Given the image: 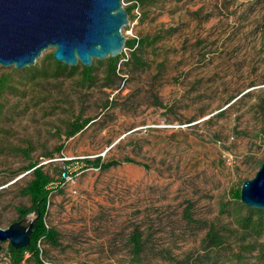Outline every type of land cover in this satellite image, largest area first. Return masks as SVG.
I'll return each mask as SVG.
<instances>
[{"label":"rangeland","instance_id":"rangeland-1","mask_svg":"<svg viewBox=\"0 0 264 264\" xmlns=\"http://www.w3.org/2000/svg\"><path fill=\"white\" fill-rule=\"evenodd\" d=\"M122 32L161 36L141 48L144 68L124 65L131 57L124 48L117 77L105 79L107 58L93 59L91 87L79 84L80 70L34 81L14 76L17 90L1 99L0 227L28 204L19 194L31 178L22 169L28 155L55 179L46 222L60 244H42L46 261L220 264L204 257L208 224L234 227L223 205L264 161V0H156L135 7ZM10 68L0 65V73ZM76 115L93 119L66 138L65 123ZM59 145L62 156H45ZM96 156L141 164L101 170L77 160ZM135 229L138 257L130 244ZM229 240L236 247L237 238ZM8 243H1L0 264ZM246 262L264 264V251Z\"/></svg>","mask_w":264,"mask_h":264},{"label":"trees","instance_id":"trees-1","mask_svg":"<svg viewBox=\"0 0 264 264\" xmlns=\"http://www.w3.org/2000/svg\"><path fill=\"white\" fill-rule=\"evenodd\" d=\"M132 3L125 7L129 19L132 17V11L137 6H144L155 3L156 0H129ZM160 35H155L151 40L148 38H126L125 48L131 52L124 65L132 64L137 68H144L146 61L139 54L141 48L146 44H153L160 39ZM124 52L116 57H108L105 67V79L117 77L121 58H124ZM79 71L78 82L83 87H91L96 84V69L93 65L83 66L76 64L75 66H67L62 62L53 58L52 52L45 54L41 58L40 63L18 70L11 67L0 73V110L2 108L1 99L6 94H13L17 90V82L15 75L34 81L48 76L59 77L66 73H75ZM103 86L108 87L110 83H104ZM92 117H82L76 115L65 123L64 134L66 138L74 136L83 130L92 120ZM62 145L57 146L45 156L53 158L55 154L60 156L62 153ZM27 151L26 149H22ZM84 168L94 167L106 170L111 167L118 166L125 162H136L131 158L123 159H103L101 156L94 158L84 157L77 159ZM72 159L63 160V168L60 172L59 184L66 179V168L72 162ZM31 173L29 181L20 188L19 194L28 199L27 205H19L16 207L18 219L33 216V228L28 244L21 248H14L10 243L6 247V256L9 264H25L26 261L31 264H53L44 259V250L42 244L58 246L59 234L55 228L49 226L46 222L48 206L50 203L51 185L55 182L54 177L44 170V164L27 155V164L22 168ZM235 188L230 194V203L224 204L222 212L226 211L231 217L234 227H221L215 223L208 224L205 236L202 239L201 246L204 250L206 261L220 264H246L247 255L255 250L260 253L264 251V210L251 208L244 205L240 199V188ZM237 238V245L233 247L230 238ZM249 238V239H248ZM131 252L138 257L142 251L143 243L141 234L135 229L130 236ZM3 248H0V252ZM222 259V260H221ZM175 264H183L182 261H176Z\"/></svg>","mask_w":264,"mask_h":264},{"label":"water","instance_id":"water-1","mask_svg":"<svg viewBox=\"0 0 264 264\" xmlns=\"http://www.w3.org/2000/svg\"><path fill=\"white\" fill-rule=\"evenodd\" d=\"M128 22L122 0H0V65L21 70L52 48L56 61L90 66L93 59L122 53V28ZM240 199L264 210V161L242 182ZM32 228L28 218L0 227V248L5 241L14 248L26 246Z\"/></svg>","mask_w":264,"mask_h":264},{"label":"built area","instance_id":"built-area-1","mask_svg":"<svg viewBox=\"0 0 264 264\" xmlns=\"http://www.w3.org/2000/svg\"><path fill=\"white\" fill-rule=\"evenodd\" d=\"M2 264H9V261L5 260V261L2 262Z\"/></svg>","mask_w":264,"mask_h":264}]
</instances>
